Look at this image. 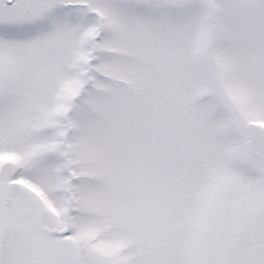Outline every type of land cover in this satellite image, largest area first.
<instances>
[{
  "label": "snow or ice",
  "instance_id": "6c2138e0",
  "mask_svg": "<svg viewBox=\"0 0 264 264\" xmlns=\"http://www.w3.org/2000/svg\"><path fill=\"white\" fill-rule=\"evenodd\" d=\"M0 264H264V0H0Z\"/></svg>",
  "mask_w": 264,
  "mask_h": 264
}]
</instances>
